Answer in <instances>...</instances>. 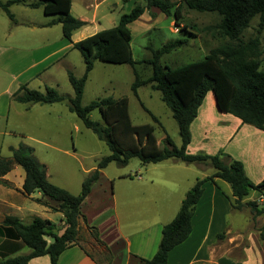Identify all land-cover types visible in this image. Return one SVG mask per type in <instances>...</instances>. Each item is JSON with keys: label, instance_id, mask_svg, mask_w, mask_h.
Returning a JSON list of instances; mask_svg holds the SVG:
<instances>
[{"label": "trees", "instance_id": "trees-1", "mask_svg": "<svg viewBox=\"0 0 264 264\" xmlns=\"http://www.w3.org/2000/svg\"><path fill=\"white\" fill-rule=\"evenodd\" d=\"M24 2L9 0L3 3L0 0V8L12 22H16L10 7ZM181 5L198 13L217 14L221 21L218 25L209 27V30H216L229 42L212 49L201 60L175 68L162 66L161 58L181 49L187 44V39L170 41L158 49L150 47V59L134 61L129 26L152 8L160 10L165 16L174 14V24L179 26L182 19ZM28 6L41 7L46 16H56L55 22L61 24L62 33L68 40H71L75 31L86 25V22L72 15V0H39L36 4ZM256 16H259L256 35L247 41L241 40V35ZM263 31L264 0H181L179 3L170 0H143V3L137 2L129 13L123 14L117 26L97 32L74 44L73 48L83 57L85 73L81 78L68 73V80L74 90L73 97L60 95L56 88L46 87L45 92H40L25 85L21 86L14 94V99L22 104L50 105L67 101L70 112L108 146L110 154L85 178L79 195H73L52 184L47 179L45 166L37 160L34 150L29 146L22 144L18 148L11 147L10 158L0 155V177L9 173L15 165L22 167L26 174L23 194L30 196L40 192L43 197L58 202L57 211L63 214L65 224L63 233L59 235V229L49 220L36 217L30 224H24L18 217H6L0 225V234L21 241L31 252L0 260V264H29L32 259L44 256L50 258V264H58L60 255L76 245L96 264H112L110 250L102 242L98 229L87 224L81 206L100 179L102 170L112 162L124 167L134 157L144 165L176 160L186 164L208 165L215 170L212 176L198 180L188 191L175 218L163 227L157 253L150 260L141 259L142 264H167L169 253L188 239L192 232L194 211L207 182L220 179L228 183L233 193L234 209L248 207L255 217L263 214L264 205L261 206L257 201L244 203V199L252 190L264 194V179L258 184L251 182L243 163L223 151L215 155H193L187 151L192 138L191 124L197 118L199 108L210 92L213 93L221 113L230 114L240 119L243 124L264 131V70H261L263 58L260 41ZM96 61L129 65L135 75L131 90L136 97L138 90L148 85L160 93L162 102L169 108L177 123L181 138L180 147L176 146L168 135L163 140V146H160L155 136V127L152 125H134L127 97H106L92 101L86 106L82 105L85 85ZM143 64L152 69V74L146 79L140 76L137 68ZM141 105L153 121L159 123L142 103ZM95 110L100 112L104 123L92 120L91 113ZM36 202L45 204L40 199ZM81 221L85 229L80 225ZM81 230L89 233L97 248L101 249L103 263L96 261L80 243ZM258 231L264 241V226L258 227ZM46 238H51L52 242L48 243Z\"/></svg>", "mask_w": 264, "mask_h": 264}, {"label": "crops", "instance_id": "crops-1", "mask_svg": "<svg viewBox=\"0 0 264 264\" xmlns=\"http://www.w3.org/2000/svg\"><path fill=\"white\" fill-rule=\"evenodd\" d=\"M1 1L6 3L9 0ZM24 1L11 6L23 8L19 9V14L11 12L16 22L9 19L11 23H8L0 15V122L8 121L13 108L20 105L22 109L16 107L14 114L24 118L35 104H22L14 99L20 87L25 85L35 90L31 87L37 82L51 88L58 85V73L67 69V59L76 51L74 44L106 30L102 26L105 17L100 13L124 9V3L129 2L72 0V15L86 22V25L75 31L68 40L62 33L61 24L55 22L57 17L48 19L41 7L28 6L36 4V0ZM75 6H78V14L74 12ZM36 10H42V13L37 15ZM146 13L149 14L148 11ZM61 103L68 107L67 101ZM190 129L192 138L188 153L215 155L223 151L243 163L251 182L258 184L263 181L264 131L243 124L230 114L221 113L213 93L207 94ZM163 162L153 164V170H161V173L145 168L135 177L120 176L118 185L110 180L105 181L102 170L100 179L82 204L81 211L86 215L87 224L98 229L102 242L112 254V264H142L141 259H152L158 251L163 227L175 218L188 191L198 180L210 177L215 172L202 174L201 179L187 178L186 185L180 187L171 174L183 173L190 170L189 167L160 165ZM195 165L201 169L208 166ZM21 168L15 165L9 173L0 177V225L8 216L18 217L24 224H30L34 218L40 217L54 224L61 235L65 224L63 214L57 211L59 203L43 197L40 192L30 196L23 194L26 174ZM224 182L215 179L204 184L202 198L192 218V232L186 241L169 253L167 264H264V241L258 231V227L264 226V213L255 219L248 207L234 209L231 186ZM222 184H227L226 189L221 188ZM254 195L255 192H250L244 203H264V194L258 193L256 198ZM37 199L45 204L36 202ZM26 215H31L29 222L24 221ZM57 217L60 221L55 223L53 219ZM46 240L52 242L51 238ZM27 248L21 241L0 234V260L5 256L27 255L31 252ZM29 264H50V258H35ZM58 264L96 262L76 245L60 255Z\"/></svg>", "mask_w": 264, "mask_h": 264}, {"label": "rangeland", "instance_id": "rangeland-1", "mask_svg": "<svg viewBox=\"0 0 264 264\" xmlns=\"http://www.w3.org/2000/svg\"><path fill=\"white\" fill-rule=\"evenodd\" d=\"M170 1L179 3L181 0ZM137 2L143 3V0H129L127 4L124 3V9L107 10L100 13L101 16L105 17L102 20L103 28L110 29L117 26L120 17L129 13ZM21 7H10V11L19 14V9H23ZM36 11L37 15L42 13V10ZM180 11L182 19L179 26L174 24V14L165 16L156 8H152L148 11L149 14L146 13L131 24V49L134 61L140 62L150 59L152 56L150 47L158 49L170 41L182 38L187 39V44L181 49L161 58L162 66L166 65L175 68L201 60L212 49L229 42L227 38L221 36L216 30H209V27L220 23L221 18L217 14L198 13L189 10L185 5L180 6ZM31 12L34 13L33 11ZM74 12L78 14V6H75ZM0 15L5 21L11 23L1 9ZM47 17L49 19L56 16ZM258 24L259 16H256L240 39L247 41L254 37ZM183 27H185L184 30ZM260 41L263 58L261 70H264V31ZM67 65L69 66H67L66 70H61L58 73V85L54 86V88L57 89L60 95L70 98L73 97L74 90L68 80V73L71 72L78 78H81L85 73V63L78 50L68 57ZM137 68L143 79L148 78L152 74L151 67L146 64L138 65ZM134 80L135 75L129 65H116L96 61L85 85L82 105L86 106L92 101L106 97H127L129 100V113L134 125L149 124L154 126L155 136L160 146H163V139L167 135L176 146H181L177 123L173 119L169 108L162 102L160 93L152 90L151 86L148 85L140 88L138 97H136L131 90ZM46 87L43 83L37 82L31 88L45 92ZM141 103L159 119V123L153 121L152 117L143 109ZM16 107L22 109L21 105L15 106L10 119L0 122V155L9 157L11 155L10 147L18 148L22 144L29 146L34 150L37 160L45 166L48 180L52 184L67 190L73 195H79L85 178L104 157L110 154L108 146L100 141L90 129L84 127L77 116L69 111L65 103L53 105L35 104L34 108L24 118L14 114ZM91 118L94 121L104 123L100 112L97 110L91 113ZM160 165H179V167L184 169L189 167L190 170L183 171V173L171 174L180 187L186 185L187 178L189 180H192V178L201 179L202 174L211 175L214 172L211 166L201 169L195 164L187 166L173 160L163 162ZM154 166L153 164L144 165L136 157L130 159L129 163L124 167L112 162L103 170V179L105 181L110 180L113 184L116 182V185H118L120 176L135 177L140 170L143 172L147 168L152 171ZM153 171L161 173V170ZM166 174L165 172L164 175L166 176ZM226 185L222 184L221 188L226 189ZM251 192H255L254 197L256 198L258 192L254 190ZM250 197L252 196L250 195ZM263 205L264 203L261 204V206ZM40 211L42 210L40 209ZM252 213L255 217L254 212ZM83 215L86 217L85 214ZM30 216H27L24 221L29 222ZM53 221L58 223L60 219L57 217ZM81 224L84 228L83 222ZM80 243L92 254L96 261L104 262L103 257L100 255L101 249L97 248L91 235L84 230H81ZM26 250L29 251L28 248ZM7 258L10 257L5 256L1 260Z\"/></svg>", "mask_w": 264, "mask_h": 264}]
</instances>
